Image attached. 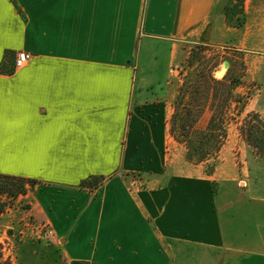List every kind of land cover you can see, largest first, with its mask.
<instances>
[{"label":"crops","instance_id":"1","mask_svg":"<svg viewBox=\"0 0 264 264\" xmlns=\"http://www.w3.org/2000/svg\"><path fill=\"white\" fill-rule=\"evenodd\" d=\"M227 2L0 0V173L39 181L24 197L56 264H264V157L248 145L232 214L231 159L207 173L169 132L191 44L248 51L264 115V0L242 26Z\"/></svg>","mask_w":264,"mask_h":264},{"label":"trees","instance_id":"2","mask_svg":"<svg viewBox=\"0 0 264 264\" xmlns=\"http://www.w3.org/2000/svg\"><path fill=\"white\" fill-rule=\"evenodd\" d=\"M207 49V45L197 43L187 52L182 63H185L189 71L177 89L169 120L170 135L184 145L186 158L193 163L206 162L217 154L227 136L225 120L228 108L234 102L235 110L241 114L249 98V95L237 94L234 91L241 76L234 75L230 68H227L221 79L212 75L217 62L207 59ZM206 111L208 116L205 123L200 125ZM242 125L241 134L246 143L264 157V118L257 112H250ZM212 170L213 166L210 172ZM104 178L92 175L81 180L80 186L92 189L102 183ZM38 183L36 179L0 173V214L18 197L26 195L28 190H33ZM0 264H10L8 259L4 258L2 242Z\"/></svg>","mask_w":264,"mask_h":264},{"label":"rangeland","instance_id":"3","mask_svg":"<svg viewBox=\"0 0 264 264\" xmlns=\"http://www.w3.org/2000/svg\"><path fill=\"white\" fill-rule=\"evenodd\" d=\"M226 4L227 21L235 26H242L245 22V0H231V2L228 0ZM193 45L195 44H191L187 48V52ZM207 46L208 49L205 51L207 59L210 58L211 61L217 62L216 67L212 70V75L217 79H221L227 72V68H230L234 75L241 76L240 83L234 91L237 94L249 95V98L241 114H238L235 110L234 102L228 108L225 120L227 136L214 157H211L203 163H193L187 160L185 147L182 148L179 144H174L175 150L173 151H175V155L184 154L185 159L190 163L202 164L207 173L214 171V163L220 154V150H222L221 155L223 154V156L231 159L232 166H235L234 173L236 174V180L228 185L229 188H226V191L232 196L230 203H234L229 211L235 214L241 209L239 196L242 194V189H244V181H247L246 174L248 173V144L241 134V127L248 113L257 112L260 114L258 107L260 103L259 98L255 97L259 92L260 82L257 78L254 80L250 79L249 71L251 70L248 67V51L239 49L233 45ZM175 70L179 77L177 80L181 83L183 77L188 73L189 68L185 63H182ZM248 102L250 103L248 104ZM207 116L208 111L205 112L200 125L205 123ZM260 116L264 118V115L260 114ZM176 148L179 149L177 150ZM254 151L256 150L254 149ZM240 154H243V156H240ZM241 157H243V162ZM212 166L213 170L210 172ZM242 166L243 171H241ZM132 177L134 186L139 187L140 183L138 179L140 175L136 174L132 175ZM259 189L264 194V185L260 186ZM29 208L28 197L20 196L13 201L4 214L2 213L3 215L0 214V242L3 243L4 258H7L10 264H56L54 252L51 249L53 234H45L46 228H43V225L47 223L35 219L29 213Z\"/></svg>","mask_w":264,"mask_h":264},{"label":"built area","instance_id":"4","mask_svg":"<svg viewBox=\"0 0 264 264\" xmlns=\"http://www.w3.org/2000/svg\"><path fill=\"white\" fill-rule=\"evenodd\" d=\"M29 58H30L29 53H27L25 51L19 52L15 61H14V66L15 67L22 66L23 64H25L29 60ZM43 228H46L45 234H49V235L53 234V230L48 224L43 225Z\"/></svg>","mask_w":264,"mask_h":264},{"label":"bare ground","instance_id":"5","mask_svg":"<svg viewBox=\"0 0 264 264\" xmlns=\"http://www.w3.org/2000/svg\"><path fill=\"white\" fill-rule=\"evenodd\" d=\"M222 72V71H221ZM220 74V73H219Z\"/></svg>","mask_w":264,"mask_h":264},{"label":"water","instance_id":"6","mask_svg":"<svg viewBox=\"0 0 264 264\" xmlns=\"http://www.w3.org/2000/svg\"><path fill=\"white\" fill-rule=\"evenodd\" d=\"M226 67V66H225Z\"/></svg>","mask_w":264,"mask_h":264}]
</instances>
